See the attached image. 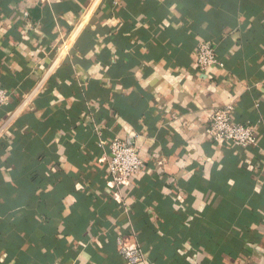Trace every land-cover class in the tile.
<instances>
[{"label": "crops", "instance_id": "obj_1", "mask_svg": "<svg viewBox=\"0 0 264 264\" xmlns=\"http://www.w3.org/2000/svg\"><path fill=\"white\" fill-rule=\"evenodd\" d=\"M65 44L0 142V264H128L119 238L139 264H264V0H0V122ZM227 105L255 146L209 141ZM115 138L145 164L122 202Z\"/></svg>", "mask_w": 264, "mask_h": 264}, {"label": "built area", "instance_id": "obj_2", "mask_svg": "<svg viewBox=\"0 0 264 264\" xmlns=\"http://www.w3.org/2000/svg\"><path fill=\"white\" fill-rule=\"evenodd\" d=\"M49 0H38L40 5H46ZM70 50L68 44L59 49L49 60L39 79L32 88L24 95L16 107L9 111L7 116L0 122V142L4 141L9 132L13 129L18 119L30 111L36 100L47 89L48 82L55 68L62 57L66 56ZM196 63L199 70L207 73L217 66L223 68L224 65L218 60L215 48L211 43L201 42L196 51ZM11 98L7 91L0 88V109L9 107ZM234 106L227 105L223 108H216L212 111L209 124L205 134L209 141L214 144H226L233 147L249 148L257 144L256 129L254 125L240 124L233 120ZM101 134V127L97 129ZM110 159L108 171L110 173L111 189L121 201L122 188L139 175L144 169V162L139 156L137 145H129L125 140L115 138L109 144ZM162 163H159L161 165ZM160 167V166H159ZM117 249L119 254L128 264H139L143 261V255L137 243L117 239Z\"/></svg>", "mask_w": 264, "mask_h": 264}]
</instances>
